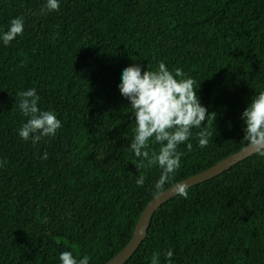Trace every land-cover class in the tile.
<instances>
[{"label": "trees", "instance_id": "obj_1", "mask_svg": "<svg viewBox=\"0 0 264 264\" xmlns=\"http://www.w3.org/2000/svg\"><path fill=\"white\" fill-rule=\"evenodd\" d=\"M45 4L0 0V32L24 18L22 35L0 40V264H61L63 251L104 264L131 238L162 171L135 165L122 71L180 68L216 114L205 121L207 147L196 128L178 146L181 166L165 189L247 145L241 114L264 91V0H59L42 14ZM30 88L62 122L36 144L19 136L28 118L15 96ZM153 253L160 264H264V156L161 204L122 264H151Z\"/></svg>", "mask_w": 264, "mask_h": 264}, {"label": "clouds", "instance_id": "obj_2", "mask_svg": "<svg viewBox=\"0 0 264 264\" xmlns=\"http://www.w3.org/2000/svg\"><path fill=\"white\" fill-rule=\"evenodd\" d=\"M59 0H46L41 13L59 10ZM24 30V18L11 19L7 31L0 32V40L4 45L10 44ZM195 81L187 77L180 68L170 71L164 62H160L158 69L153 71L141 70L140 65L133 64L122 71L121 83L118 85L121 95L128 99L131 113L134 116L135 128L129 147L139 163L137 169L158 165L161 174L154 187L157 193L164 191L166 183H172L173 174L181 166V156L178 146L185 143L192 136V129L196 133L198 147L205 148L209 144V133L206 125L209 119L215 120V113H209L200 103ZM16 105L27 117V121L19 128V136L33 144L45 137H55L62 122L51 110L38 107L40 100L37 90L16 93ZM245 128L244 141L264 156V91L254 95L251 102L241 114ZM207 121V123H205ZM150 140L159 145V150H150ZM192 144L187 143V150H192ZM47 152L42 159H47ZM147 161V164L144 162ZM6 161H0L2 167ZM144 176L137 177L138 186L144 185ZM176 195L187 198L188 184H174L172 188ZM170 261L173 252L164 253ZM61 264H89L90 257L85 255L77 259L71 251H63L59 255ZM151 264H160L159 253H153Z\"/></svg>", "mask_w": 264, "mask_h": 264}, {"label": "water", "instance_id": "obj_3", "mask_svg": "<svg viewBox=\"0 0 264 264\" xmlns=\"http://www.w3.org/2000/svg\"><path fill=\"white\" fill-rule=\"evenodd\" d=\"M257 152L255 149L250 147L248 144L243 146L237 152L232 153L221 160L217 161L208 168L199 171L193 175H190L182 180H179L172 185L164 189L163 192L156 194L152 199H150L147 204L143 207L133 229L131 238L121 248L115 255H113L104 264H122L124 263L140 245L144 236L146 235L149 222L151 220L153 212L160 207L165 201L169 200L171 197L175 196V192L172 189L174 184L187 183L188 187L200 183L204 180L210 179L224 170L228 169L240 160L252 155Z\"/></svg>", "mask_w": 264, "mask_h": 264}]
</instances>
